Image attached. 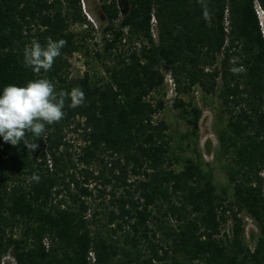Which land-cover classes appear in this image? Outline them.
Segmentation results:
<instances>
[{
    "label": "trees",
    "instance_id": "1",
    "mask_svg": "<svg viewBox=\"0 0 264 264\" xmlns=\"http://www.w3.org/2000/svg\"><path fill=\"white\" fill-rule=\"evenodd\" d=\"M99 3L97 43L81 0H0V94L37 78L23 50L49 37L66 45L40 76L85 93L33 152L0 137V264H264V0H206L207 17L199 0ZM78 53L95 72L72 76ZM169 78L195 135L202 112L181 97L221 102L231 193L172 150ZM242 214L260 234L253 249Z\"/></svg>",
    "mask_w": 264,
    "mask_h": 264
},
{
    "label": "clouds",
    "instance_id": "2",
    "mask_svg": "<svg viewBox=\"0 0 264 264\" xmlns=\"http://www.w3.org/2000/svg\"><path fill=\"white\" fill-rule=\"evenodd\" d=\"M207 17L206 0H199ZM66 41H54L47 38L46 45H41L33 39L23 50V64L31 68L37 78L29 80L26 86L9 84L0 94V137L3 141L17 146L23 145L32 152L39 145L36 141L43 138L46 125L60 122L64 116L66 100L68 105L77 108L84 104L85 93L79 87L68 91L57 92L55 84L46 76L41 77V71L49 72L55 60L61 55ZM32 180L39 182V175L33 174Z\"/></svg>",
    "mask_w": 264,
    "mask_h": 264
},
{
    "label": "rangeland",
    "instance_id": "3",
    "mask_svg": "<svg viewBox=\"0 0 264 264\" xmlns=\"http://www.w3.org/2000/svg\"><path fill=\"white\" fill-rule=\"evenodd\" d=\"M84 2L85 11L90 16V21L97 28L93 36L95 37V41L100 43L102 38L101 24L104 22L105 16L100 10L98 0H84ZM72 30L82 35L86 31V27L78 25L73 27ZM93 43L95 42L93 41ZM91 47L93 48L92 45ZM70 63L72 65V76L75 77H84L89 68L93 72L98 68L95 61L87 66L83 53L72 56ZM167 83L166 108L160 118L164 119L169 126L172 150L175 155L182 158H194L202 165L205 171H212L218 190L221 191L225 188L231 193L232 186L229 185L228 178L223 170L227 160L221 153L219 144L220 130L227 123L221 102L216 95L206 96L199 90L190 96L181 97L186 103H193L202 112L198 133L195 135L186 120L181 117L180 111L174 108L175 94L173 86L169 80ZM241 217L245 225V242L250 249H253L260 235L259 231L250 217L245 214H242ZM229 230L230 224L226 227V231ZM6 264H15V262L11 258H8Z\"/></svg>",
    "mask_w": 264,
    "mask_h": 264
},
{
    "label": "built area",
    "instance_id": "4",
    "mask_svg": "<svg viewBox=\"0 0 264 264\" xmlns=\"http://www.w3.org/2000/svg\"><path fill=\"white\" fill-rule=\"evenodd\" d=\"M81 2H82V9H83V12H84V14L86 15V17H88L89 18V21H90V16L86 13V11H85V2H84V0H81ZM257 14H258V16L260 17V19H261V21H263L264 20V12H263V10L260 8V7H257ZM87 18V19H88ZM91 22V21H90ZM92 23V22H91ZM169 82L172 84V86H173V83H172V80L169 78Z\"/></svg>",
    "mask_w": 264,
    "mask_h": 264
},
{
    "label": "flooded vegetation",
    "instance_id": "5",
    "mask_svg": "<svg viewBox=\"0 0 264 264\" xmlns=\"http://www.w3.org/2000/svg\"><path fill=\"white\" fill-rule=\"evenodd\" d=\"M98 2H99V0H98ZM100 5H101V4L99 3V7H100Z\"/></svg>",
    "mask_w": 264,
    "mask_h": 264
}]
</instances>
